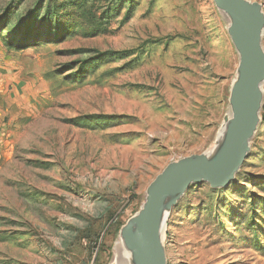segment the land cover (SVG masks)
Segmentation results:
<instances>
[{
	"label": "rangeland",
	"instance_id": "rangeland-1",
	"mask_svg": "<svg viewBox=\"0 0 264 264\" xmlns=\"http://www.w3.org/2000/svg\"><path fill=\"white\" fill-rule=\"evenodd\" d=\"M228 26L212 0H0V264H131L148 185L230 115ZM162 245L166 264H264V82L234 179L190 185Z\"/></svg>",
	"mask_w": 264,
	"mask_h": 264
},
{
	"label": "water",
	"instance_id": "water-1",
	"mask_svg": "<svg viewBox=\"0 0 264 264\" xmlns=\"http://www.w3.org/2000/svg\"><path fill=\"white\" fill-rule=\"evenodd\" d=\"M212 1L229 19L227 34L238 55L224 139L213 155L170 163L148 185L143 206L120 231L132 264H166L162 226L168 212L192 184L207 183L212 189L227 187L248 156L260 121L264 82L262 7L247 0Z\"/></svg>",
	"mask_w": 264,
	"mask_h": 264
},
{
	"label": "bare ground",
	"instance_id": "bare-ground-1",
	"mask_svg": "<svg viewBox=\"0 0 264 264\" xmlns=\"http://www.w3.org/2000/svg\"><path fill=\"white\" fill-rule=\"evenodd\" d=\"M229 118H230V115L228 116V118H227V120L224 122V124L222 125V128L220 129V132H219V134H218V136H217V142L215 143V145L210 149V151H209V156H211V155H213L216 151H217V149L220 147V145L222 144V142H223V139H224V134H225V128H226V124H227V122H228V120H229ZM166 215V214H165ZM163 228H164V225L162 226ZM123 258V257H122ZM126 261V260H125ZM131 264H132V261H131Z\"/></svg>",
	"mask_w": 264,
	"mask_h": 264
}]
</instances>
